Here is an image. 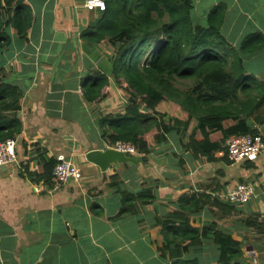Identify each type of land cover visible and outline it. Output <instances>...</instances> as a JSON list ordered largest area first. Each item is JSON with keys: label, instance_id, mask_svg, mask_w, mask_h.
I'll list each match as a JSON object with an SVG mask.
<instances>
[{"label": "crops", "instance_id": "1", "mask_svg": "<svg viewBox=\"0 0 264 264\" xmlns=\"http://www.w3.org/2000/svg\"><path fill=\"white\" fill-rule=\"evenodd\" d=\"M25 2L32 11L27 37L10 30V44L0 48V86H17L23 93L19 161L0 167V264H170V254L162 250V227L173 220L180 198L197 192L222 199L238 183L253 184L256 196L237 205V213L207 206L189 215V223L202 230L219 217L220 228L243 242L244 231L255 233L244 220L264 215V152L255 161L205 162L195 160L173 134L136 165L112 166L104 174L87 160L89 150L109 146L99 118L123 110L112 77L102 101L90 103L83 94L98 71H112L115 47L82 36L97 25L102 11L86 8V0ZM220 3L227 6L222 32L236 49L247 35H264V0H194L195 17L204 21ZM241 57L248 83L259 87L249 98L240 93V99L249 101L248 111L261 102L249 122L264 135V49ZM36 144L50 158L63 154L75 162L82 180L44 190L43 182L29 176L42 169ZM126 195L132 196L129 201ZM193 254L213 264L217 245L201 237Z\"/></svg>", "mask_w": 264, "mask_h": 264}, {"label": "trees", "instance_id": "2", "mask_svg": "<svg viewBox=\"0 0 264 264\" xmlns=\"http://www.w3.org/2000/svg\"><path fill=\"white\" fill-rule=\"evenodd\" d=\"M103 1L106 9L101 19L82 36L91 44L106 41L115 47L112 71L110 75L98 71L84 86L83 94L90 103L102 101L112 77L129 95L122 112L98 120L108 145L128 142L139 154L149 155L154 146L175 134L195 160L231 161L227 138L258 133L249 117L261 102L248 111L246 106L251 104L244 103L240 93L249 98L259 86L248 83L251 76L246 74L241 56L263 50L264 35H247L239 48L232 46L222 32L227 12L224 3L214 6L203 21L194 15V0ZM31 23L32 11L25 0H0V48L10 44V30L25 39ZM178 80H192L193 85L184 90ZM22 98L17 86H0V141L21 134L18 113ZM35 150L42 169L29 176L43 182L44 190L51 189L57 159L48 157L39 144ZM131 197L126 195L124 200ZM179 204L173 220L162 227V250L170 254V264H204L193 254L201 237L217 245L218 259L213 264H258L247 257L245 242L220 228L218 216L202 230L189 223V215L207 206L229 215L237 212V205L197 192L185 194ZM244 222L255 231L257 246L263 247L264 215L245 217Z\"/></svg>", "mask_w": 264, "mask_h": 264}, {"label": "built area", "instance_id": "3", "mask_svg": "<svg viewBox=\"0 0 264 264\" xmlns=\"http://www.w3.org/2000/svg\"><path fill=\"white\" fill-rule=\"evenodd\" d=\"M85 6L89 10L104 11L106 9L103 0H86ZM225 145L228 150V157L232 162L255 161L264 152V135L261 133L231 135L227 138ZM18 147V137L0 141V167L12 165L19 161ZM108 148L123 153L140 155L137 148L128 142L118 141L112 146L109 145ZM56 159L57 163L52 172L51 190H58L72 181L79 182L82 180V170L75 162L63 154L58 155ZM255 196L256 188L253 184L238 183L222 195L221 200L230 204L242 205L251 201Z\"/></svg>", "mask_w": 264, "mask_h": 264}, {"label": "water", "instance_id": "4", "mask_svg": "<svg viewBox=\"0 0 264 264\" xmlns=\"http://www.w3.org/2000/svg\"><path fill=\"white\" fill-rule=\"evenodd\" d=\"M88 161L96 164L102 170L104 174L112 167H119L121 164L128 163L130 165H136L145 160L144 155H135L131 153H123L113 148H107L105 150L92 149L86 154ZM249 249V248H248Z\"/></svg>", "mask_w": 264, "mask_h": 264}, {"label": "rangeland", "instance_id": "5", "mask_svg": "<svg viewBox=\"0 0 264 264\" xmlns=\"http://www.w3.org/2000/svg\"><path fill=\"white\" fill-rule=\"evenodd\" d=\"M177 85L184 89L187 90L188 88H190L193 85V81L192 80H178L177 81ZM117 88H119V100H120V109L123 108L124 104H123V99L124 101H126V103L128 102V98L129 95L127 94V92L125 91L124 87H121L118 85H116ZM237 213V212H236ZM240 213V212H238ZM238 215L235 216V219L237 218ZM244 231V230H243ZM244 237V242H245V251L246 254L248 256V258H252L253 262L258 263V264H264V246L263 247H258L257 246V241L259 239H257V236L255 235V233H253V231L251 229H249V231H244L242 233ZM256 246V247H254ZM249 248V249H248Z\"/></svg>", "mask_w": 264, "mask_h": 264}, {"label": "snow or ice", "instance_id": "6", "mask_svg": "<svg viewBox=\"0 0 264 264\" xmlns=\"http://www.w3.org/2000/svg\"><path fill=\"white\" fill-rule=\"evenodd\" d=\"M101 7H102V5H101Z\"/></svg>", "mask_w": 264, "mask_h": 264}]
</instances>
